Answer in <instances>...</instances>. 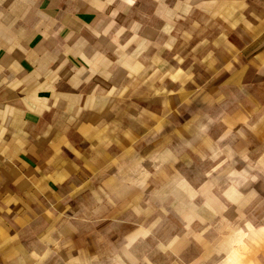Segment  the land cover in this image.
<instances>
[{
	"label": "clouds",
	"instance_id": "1",
	"mask_svg": "<svg viewBox=\"0 0 264 264\" xmlns=\"http://www.w3.org/2000/svg\"><path fill=\"white\" fill-rule=\"evenodd\" d=\"M84 3L102 18V31L91 30L90 34L96 39L110 38L113 46L111 56L100 51L91 56L83 51H74L86 47L89 41L84 35L74 39L73 34L69 33L63 37L62 44L57 46L59 51H45L47 62L37 78L38 84L50 86L52 96L44 110L37 114L41 119H44L45 113L49 114L47 130L35 138L37 154L41 151L39 144L42 142L43 150L48 153L46 160L51 162L47 167L44 166L45 171L57 163L61 164L60 168L47 172V177L50 178L48 191L58 190L71 179V173L67 170L69 162L77 173L83 171L86 174V179L67 193L69 198L77 193L87 194L83 214L78 212L77 215H68L66 222L71 223L78 219L81 224L92 225L96 232L108 229L114 223L119 224L125 230L123 247L127 251L137 241L152 237L153 230L164 218L173 215L182 225L184 236L173 235L167 242L158 241V251L171 252L173 256H178V242L191 237L208 257L215 258V264H264V223L254 222L242 210L238 212L235 220L228 221L224 216L229 205L243 209L251 203L250 199L244 198L240 189L249 182L256 183L258 180V176L249 174L247 169L225 170L226 175L221 171L234 156L232 149L224 144L232 136L231 126L226 127L213 140L208 132L209 125L214 121L208 119L207 123L198 125L202 140L196 147L186 139L180 150H177L175 143L154 142L149 143L144 150L136 151L132 144L131 130H121L111 120L103 118L105 111L115 112L124 104L139 106L141 113L146 111V104L138 95L142 91L150 93L153 99H160L161 107L167 108L170 107L168 98L184 93L190 84L197 89L203 88L204 85L197 81L195 65L201 69L205 82L213 77H216L214 84L217 86L226 82L230 78L228 73L233 70L234 65L240 63L228 51L237 50L229 32L236 33L238 29H242L245 33L255 35L261 25H264V20L255 12L249 11L247 0H201L199 3H194L193 0H177L172 8L166 5L165 0H156L157 7L152 15L162 21L160 32L166 39L162 43H153L140 35L142 24L139 20L133 19L129 26L117 24V17L136 9L138 0H84ZM197 11L208 17L205 27L202 28L200 23L193 21L191 30L174 35L176 22L186 21ZM250 15L259 23H253L249 19ZM209 25L217 29L214 35H208ZM35 27L39 36L37 43L59 41L64 31L62 26H58L57 18L50 17L47 13L42 14ZM126 34V39L122 40ZM177 35H181L184 42L189 44L191 53H200L187 68L184 67L185 57L174 51L178 43ZM151 49L156 51L150 53ZM16 51L23 56V48L19 45L6 50V55L12 56L13 60L9 66L20 64V59L14 55ZM163 52L172 54V62L163 58ZM221 54L228 56L223 62L220 60ZM70 55L72 59L81 62L79 67H69ZM66 68L68 72L62 78L60 73ZM4 72L5 69L0 67V73ZM115 72L121 74L119 81L113 80ZM217 73L221 74L217 76ZM12 77L10 79L5 76L0 79V85L6 86L11 92H17L23 88L27 75L23 79L19 78V73L12 74ZM97 78L107 86L94 83ZM62 79L71 92L57 91L55 85L61 83ZM88 85L92 86L86 93L80 91ZM169 85H177L178 88L173 91ZM70 95L78 97L77 102L71 107H64L63 124L53 123V118L57 115L54 110L58 109L61 97ZM86 112L96 113L101 119L95 123L81 119ZM2 113H6L8 119L5 120L0 115V143L5 141L6 136L16 135L12 128L14 110L11 105L0 108V114ZM128 119L139 121L142 116L129 114ZM187 119L191 117H179L177 122L182 124ZM244 123L247 124V120ZM152 127L157 135L163 131L159 123H154ZM83 129L89 130L88 135L83 134ZM251 130H254V126ZM117 132H120L127 143L114 142L110 138ZM238 135L242 136V133ZM73 137L78 138L79 142ZM28 140L27 132L24 138L16 140L18 151L28 155L33 163H37L25 151ZM52 145H55L54 149ZM114 146L119 151L113 154L111 150ZM81 149L86 150L89 155L85 156ZM101 149L109 154V159L101 166L105 175H98L93 182L91 165L98 163ZM3 155L0 152V156ZM185 159L188 160V165H185ZM241 159L247 162L248 157L241 155ZM260 160L264 161V156ZM197 161L208 165L200 179L190 177L185 171L186 167ZM8 164L13 168L17 166L14 160H8ZM248 168L256 171L251 164ZM259 171L264 173V166ZM39 172L38 168L35 173L29 171L26 174L31 178ZM217 175H225L223 184L215 182ZM56 177L60 179L57 181ZM44 178L45 176L39 177L38 180ZM17 179L15 176L8 178L7 183L12 189L16 188ZM48 191L38 193L44 196ZM74 208L75 202L69 199L67 211L71 212ZM44 215L48 220L54 219L53 213L48 209L44 210ZM194 225L201 227L197 231L194 230ZM210 232L214 233L211 243L205 239ZM40 243L44 244V250L30 253L36 264H44L52 255L48 247V243H51L48 235L42 237ZM201 258L197 257L193 264H200ZM96 260L95 256L88 259L81 253L71 256L68 264H94ZM144 264H148L146 257Z\"/></svg>",
	"mask_w": 264,
	"mask_h": 264
},
{
	"label": "crops",
	"instance_id": "2",
	"mask_svg": "<svg viewBox=\"0 0 264 264\" xmlns=\"http://www.w3.org/2000/svg\"><path fill=\"white\" fill-rule=\"evenodd\" d=\"M143 2H149L152 5L149 11L152 14L157 7L156 0H138L136 9L117 17V24L129 26L133 19L139 20L142 24L140 35L153 43H162L166 38L160 29L156 31L155 35H148L143 30L145 23L142 18L148 12V9L143 8ZM193 2L199 3L201 0H193ZM247 2L249 11L255 12L261 20H264V0H247ZM165 3L169 8H172L177 0H165ZM44 13L57 18L58 26L63 27L64 31L61 33L59 41L37 43L39 36L35 25ZM249 19L253 20V23H259L254 16L250 15ZM207 20L208 17L202 13L194 12L186 21L176 22L174 35L191 30L193 21L200 23L204 28ZM103 26L100 15L88 8L84 0H0V67L5 69L4 73H0V79L5 76H9L11 79L13 78L12 74L18 73L20 74L19 78L23 79L27 75L23 88L17 92H11L6 86L0 85V108L4 105H11L14 110V115L11 118L12 128L16 134L15 136H6L5 141L0 143V152L4 153L3 156H0V209H2L0 210V264H36L31 259L30 253L44 250V244L40 243V240L45 235H48V239L51 241L48 243V247L52 251V255L44 264H52V262L58 264L62 252L60 242L63 243L67 235L65 227L58 228L59 219H62L64 210L61 207L69 199L79 200L83 196L77 193L69 198L67 193L72 187L86 179V174L83 171L77 173L69 162L67 170L71 173V179L60 186L58 190L48 191L50 178L47 177V172H51L53 168H60L61 164L57 163L45 171L44 166L47 167L51 162L46 160L48 153L43 150L42 142L39 144L41 151L37 154L35 138L47 130L48 123L46 121L49 115L45 113L44 119H41L37 114L43 111L46 104L52 99L50 86L38 84L37 78L47 62L45 51L52 49L59 51L57 46L62 44L63 37L69 33L73 34L74 39L84 35L89 41L86 47L74 51H83L89 56L100 51L111 56L113 46L110 43V38L96 39L90 34L91 30L102 31ZM208 28V35H214L217 29L212 25H209ZM126 37L127 34L122 40ZM229 37L234 39L237 50L232 52L229 49L228 51L240 63L234 65L233 70L228 73L230 78L226 82L219 83L217 86L214 84L216 77L205 82L201 76V69L195 65L197 81L204 85L203 88L197 89L190 84L184 93L168 98L170 107L167 108L161 107L160 99H153L150 93L142 91L138 95L146 104V111L141 113L139 106L132 107L124 104L115 112L105 111L103 118L111 120L121 130L130 129L132 144L136 151L144 150L149 143L154 142L175 143L177 149H182L186 139L192 142L193 147H196L202 140V136L198 132V125L212 119L214 122L209 125L208 135L213 140L221 135L226 127L233 128L232 136L224 144L232 149L233 154L237 157H235L237 162L242 161L241 155H247L248 158L251 157V161L255 159V164L259 168L264 166V161L260 160L264 156V25H261L255 35L238 29L236 33L229 32ZM177 41L174 51L185 57L184 67L187 68L193 62L194 57L198 58L200 53H191L189 44L184 42L181 35H177ZM17 45L23 48V56L19 51L14 52V55L20 59V64L9 66L13 60L12 56L6 55V50ZM155 51L156 49H151L150 53ZM171 55L167 52L162 53L163 58L169 62H172ZM24 57L27 59L25 60ZM227 58L226 54L220 55L221 62ZM68 59L69 67L80 66L81 62L78 59H72L71 55ZM67 72L68 69H64L60 73L61 77H65ZM220 74L217 73V76ZM121 78L119 72L113 74L114 81H119ZM94 83H100L102 87L107 86L99 78ZM91 86H85L80 91L86 93ZM55 87L57 91H72L70 88H66L63 79ZM169 87L173 91L178 88L177 85H169ZM77 100L78 97L71 95L61 97L58 109L54 110L57 115L53 118V123L63 124L64 107L66 105L71 107ZM129 114L141 115L142 119L139 121L129 120ZM0 115L5 120L8 119L6 113ZM182 116L191 117V119H187L182 124L178 123V118ZM81 119L95 123L101 117L96 113L86 112ZM245 120H247V124L244 123ZM154 123H159L163 129L159 135L153 130ZM253 126L254 130H251ZM88 131V129L82 130L84 135H88ZM26 132L29 135V140L25 151L32 155L37 163H33L28 155L18 151L19 146L16 140L24 138ZM238 133H242V136ZM110 138L114 142L127 143L123 140L120 132ZM73 139L79 142L78 138L73 137ZM51 147L54 149L55 145ZM81 150L85 156L89 155L86 150ZM184 150V152H188L187 149ZM99 151L101 158L98 163L91 165L93 182L98 175H105L101 166L109 159L108 153L103 152L102 149ZM117 151L119 149L115 146L111 150L113 154ZM8 160L16 161L17 166L13 168L8 164ZM232 165L234 164L232 163ZM38 168L40 172L29 178L26 173L29 171L35 173ZM11 176L18 178L15 189H12L7 183ZM43 176H45L44 179L38 180ZM59 179L60 177H56L57 181ZM41 191L48 192L41 196L38 193ZM45 209L53 213V220H48L44 215Z\"/></svg>",
	"mask_w": 264,
	"mask_h": 264
},
{
	"label": "rangeland",
	"instance_id": "3",
	"mask_svg": "<svg viewBox=\"0 0 264 264\" xmlns=\"http://www.w3.org/2000/svg\"><path fill=\"white\" fill-rule=\"evenodd\" d=\"M142 5L143 8L148 9V12L145 13V17L142 18V21L145 23L143 30H145L148 35H155L156 31L160 29L162 21L149 12L152 7L149 2H143ZM183 151L185 150L183 149ZM235 157L236 155L233 156V160L225 165L224 169L221 171L226 175L225 170L247 169L249 174L257 175L258 180L256 183L249 182L240 189L244 198L246 200L250 199L251 203L243 209H238L229 205L224 216L228 221H232L236 219L238 212L242 210L254 222L264 223V173L259 171V167L255 164V159L251 161V157H249L247 162L244 160L237 162V157ZM184 162L185 165L189 163L187 159H185ZM232 163L234 165H232ZM249 164L253 165L256 171L249 169ZM207 167V164L202 165L197 161L190 167H186L185 171L188 172L190 177L200 179L203 171ZM225 175H217L215 177V182L223 184ZM71 200L76 204V208L72 209L71 212L67 211L68 202L64 203L61 207V209H64V215H62V219H59L58 228L61 226V228L65 227L67 229L65 234L67 235L63 243L60 242L62 252L60 253L58 264H68V260L71 256L81 253L88 259H91L93 256L97 257L94 264H121V262L122 264H144L145 257L147 258L148 264H193L197 257H202L200 264H215V258L208 257L203 248L192 241L191 237L186 240L182 239L178 242L176 246L178 256H173L171 252L162 253L157 250L156 244L158 241L167 242L173 235L184 236L182 225L173 215L164 218L163 222L153 230L152 237H149L147 240L137 241L133 244L131 249L125 251L123 247L125 243V230L122 229L119 224L114 223L110 228L96 232L92 225L81 224L78 222V219L72 220L71 223H67L68 215H77L78 212L80 215L83 214L82 209L87 203V194H84L79 200ZM241 203L243 204V201ZM193 227L194 230L198 231L201 226L194 225ZM90 237L91 239H89ZM213 238V232H210L205 237L209 243L212 242ZM52 264H54V262H52Z\"/></svg>",
	"mask_w": 264,
	"mask_h": 264
}]
</instances>
